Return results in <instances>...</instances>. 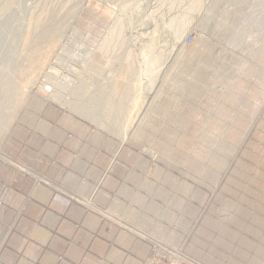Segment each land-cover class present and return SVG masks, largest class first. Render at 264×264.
<instances>
[{
    "label": "rangeland",
    "instance_id": "1",
    "mask_svg": "<svg viewBox=\"0 0 264 264\" xmlns=\"http://www.w3.org/2000/svg\"><path fill=\"white\" fill-rule=\"evenodd\" d=\"M139 1L0 0V146L21 117L45 110L87 121L118 145L117 131L128 124V141L160 94L200 127L136 135L132 156L175 177L185 204L196 200L195 227L210 217L256 232L264 264V0ZM191 90L195 102L185 99ZM184 242L171 248L202 264ZM206 245L199 257L246 264L233 256L240 244Z\"/></svg>",
    "mask_w": 264,
    "mask_h": 264
},
{
    "label": "crops",
    "instance_id": "2",
    "mask_svg": "<svg viewBox=\"0 0 264 264\" xmlns=\"http://www.w3.org/2000/svg\"><path fill=\"white\" fill-rule=\"evenodd\" d=\"M195 97L191 90L185 99ZM169 108L167 99L153 96L128 141L118 145L87 122L52 110L21 117L0 146V264H140L148 244L74 201L90 198L97 210L170 247L186 240V252L199 263L216 264L196 250L210 240L240 244L233 256L258 264L256 232L240 223L230 230L210 217L195 227L196 200L185 204L175 177L148 171L132 156L127 146L136 135L198 131L193 112ZM214 231L222 238H212Z\"/></svg>",
    "mask_w": 264,
    "mask_h": 264
},
{
    "label": "built area",
    "instance_id": "3",
    "mask_svg": "<svg viewBox=\"0 0 264 264\" xmlns=\"http://www.w3.org/2000/svg\"><path fill=\"white\" fill-rule=\"evenodd\" d=\"M194 42V38L188 36L183 41L184 48H190ZM48 85L49 84H45ZM44 86L43 91L46 94L53 92L51 86ZM65 116L64 114H62ZM22 174H28L24 169H20ZM76 203H79L87 212L98 214L102 219L107 220L112 225L118 227L123 232L131 234L138 238L139 240L146 242L149 248L148 256L140 264H196L189 258L185 257L179 250L173 249L170 246L166 245L163 242L147 237L145 234H142L138 230L131 228L117 218H113L108 214H105L97 210L92 202V198L86 200H74Z\"/></svg>",
    "mask_w": 264,
    "mask_h": 264
},
{
    "label": "bare ground",
    "instance_id": "4",
    "mask_svg": "<svg viewBox=\"0 0 264 264\" xmlns=\"http://www.w3.org/2000/svg\"><path fill=\"white\" fill-rule=\"evenodd\" d=\"M138 1H139V0H138ZM197 1H198V0H197ZM139 2H140V1H139ZM195 2H196V0H195ZM199 2H200V0L198 1V3H199ZM198 3H197V6H199ZM137 4H138V3H137ZM137 4H136V5H137ZM129 6H131V5H129ZM134 6H135V4L132 5V7H134ZM195 6H196V5H195ZM127 7H128V6H127ZM127 7H126V8H127ZM140 7H141V5H140ZM128 8H129V7H128ZM138 8H139V7H138ZM132 10H133V9H132ZM134 10H135V9H134ZM138 11H139V10H138ZM134 12H135V11H134ZM127 14H128V13H127ZM119 24H120V23H119ZM117 25H118V23H117ZM114 26H116V24H115ZM122 26H123V25H122ZM116 28H117V27H116ZM118 28H119V26H118ZM118 28H117V29H118ZM114 29H115V28H114ZM114 29H113V31H115ZM122 29H123V28H122ZM120 31H121V30H120ZM122 31H123V30H122ZM122 31H121V32H122ZM111 32H112V30H111ZM118 32H119V31H118ZM112 33H114V32H112ZM110 34H111V33H110ZM175 35H176V34H175ZM111 37H112V35H111ZM175 38H176V37H175ZM112 39H113V38H112ZM174 40H175V39H174ZM175 45H176V44H175ZM172 46H173V45H172ZM171 48H172V47H171ZM173 48H174V47H173ZM173 48H172V49H173ZM168 55H169V54H168ZM19 83H20V82H19ZM12 87H13V86H12ZM10 89H11V88H10ZM14 90H15V89H14ZM13 93H14V91H13ZM11 96H12V95H11ZM8 99H11V98L9 97ZM8 103H9V102H8ZM133 103H134V102H132V103L130 104V107H131V108H134V107H133ZM104 105H105V104H104ZM118 116H119V115H118ZM86 122H87V121H86ZM3 124H4V123H3ZM127 126H128V124L126 125V128H125V126H124V127L122 128L121 131H118V133L121 134L120 136L122 137V141L126 138V133H127V129H128ZM1 127H2V126H1ZM2 128H3V127H2Z\"/></svg>",
    "mask_w": 264,
    "mask_h": 264
}]
</instances>
